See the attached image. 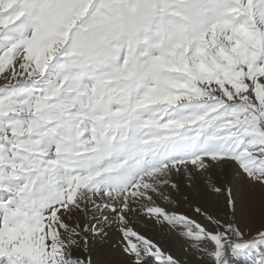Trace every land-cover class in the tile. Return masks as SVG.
I'll return each mask as SVG.
<instances>
[{
    "label": "snow or ice",
    "instance_id": "1",
    "mask_svg": "<svg viewBox=\"0 0 264 264\" xmlns=\"http://www.w3.org/2000/svg\"><path fill=\"white\" fill-rule=\"evenodd\" d=\"M0 80V264H92L110 217L125 264H182L133 215L202 264L264 247L157 204L203 179L235 217L264 190V0H0Z\"/></svg>",
    "mask_w": 264,
    "mask_h": 264
},
{
    "label": "rangeland",
    "instance_id": "2",
    "mask_svg": "<svg viewBox=\"0 0 264 264\" xmlns=\"http://www.w3.org/2000/svg\"><path fill=\"white\" fill-rule=\"evenodd\" d=\"M3 81L0 80V84ZM190 181L186 178L180 183L179 193H172V200L160 199L157 204L167 208L170 212L184 214L195 218L202 225L213 228L214 226L203 217L194 214V207L201 206L215 217L221 219L222 224L232 221L233 225L241 227L245 236L249 239L257 235V232L264 230V190L259 187L249 190L242 187L237 190L238 207L243 211H237L235 217L229 214L224 215L223 198L217 197L206 188L205 181L201 179L194 187H189ZM99 215V214H98ZM91 218V217H89ZM83 219L81 218V223ZM138 233L143 234L156 243L162 249L179 258L182 264H202L199 253L187 250L188 245L184 238L176 231L159 224L153 226L146 224L142 217L132 216L130 225ZM184 243V244H183ZM87 255L92 264H125V256L122 252L121 233L115 217H110L108 222H102V231L98 235L89 234ZM264 259V247L252 250L241 261V264H259ZM149 264H153L149 261Z\"/></svg>",
    "mask_w": 264,
    "mask_h": 264
},
{
    "label": "bare ground",
    "instance_id": "3",
    "mask_svg": "<svg viewBox=\"0 0 264 264\" xmlns=\"http://www.w3.org/2000/svg\"><path fill=\"white\" fill-rule=\"evenodd\" d=\"M184 244V243H183Z\"/></svg>",
    "mask_w": 264,
    "mask_h": 264
}]
</instances>
